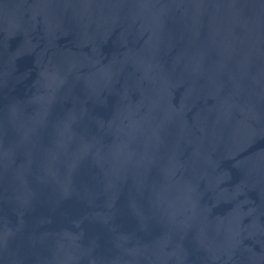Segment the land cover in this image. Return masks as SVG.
I'll return each mask as SVG.
<instances>
[{"label":"water","instance_id":"water-1","mask_svg":"<svg viewBox=\"0 0 264 264\" xmlns=\"http://www.w3.org/2000/svg\"><path fill=\"white\" fill-rule=\"evenodd\" d=\"M0 264H264V0H0Z\"/></svg>","mask_w":264,"mask_h":264}]
</instances>
